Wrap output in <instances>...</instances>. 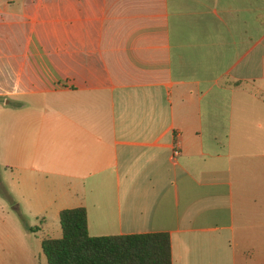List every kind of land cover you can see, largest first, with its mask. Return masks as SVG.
Here are the masks:
<instances>
[{"label":"crops","instance_id":"crops-1","mask_svg":"<svg viewBox=\"0 0 264 264\" xmlns=\"http://www.w3.org/2000/svg\"><path fill=\"white\" fill-rule=\"evenodd\" d=\"M0 114V264H47L75 207L170 264H264V0H0Z\"/></svg>","mask_w":264,"mask_h":264},{"label":"trees","instance_id":"trees-1","mask_svg":"<svg viewBox=\"0 0 264 264\" xmlns=\"http://www.w3.org/2000/svg\"><path fill=\"white\" fill-rule=\"evenodd\" d=\"M57 216L60 236L40 241L47 264H170L166 233L89 236L83 207L62 209Z\"/></svg>","mask_w":264,"mask_h":264},{"label":"rangeland","instance_id":"rangeland-1","mask_svg":"<svg viewBox=\"0 0 264 264\" xmlns=\"http://www.w3.org/2000/svg\"><path fill=\"white\" fill-rule=\"evenodd\" d=\"M7 116L0 114V122ZM5 118V121H6ZM4 121V122H5ZM7 125V124H6ZM0 192L4 194V191H8L10 184L13 182V174L10 173L9 168V155H8V137L6 134H0ZM47 235H56L57 226L50 225L45 228Z\"/></svg>","mask_w":264,"mask_h":264}]
</instances>
